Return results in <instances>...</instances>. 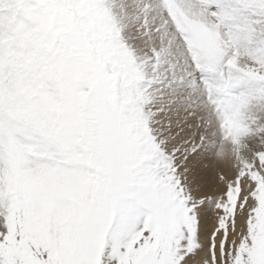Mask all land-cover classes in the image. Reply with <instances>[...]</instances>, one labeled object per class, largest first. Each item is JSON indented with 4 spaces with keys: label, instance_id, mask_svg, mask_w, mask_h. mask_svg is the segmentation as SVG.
<instances>
[{
    "label": "snow or ice",
    "instance_id": "1",
    "mask_svg": "<svg viewBox=\"0 0 264 264\" xmlns=\"http://www.w3.org/2000/svg\"><path fill=\"white\" fill-rule=\"evenodd\" d=\"M0 264H264V0H0Z\"/></svg>",
    "mask_w": 264,
    "mask_h": 264
},
{
    "label": "bare ground",
    "instance_id": "2",
    "mask_svg": "<svg viewBox=\"0 0 264 264\" xmlns=\"http://www.w3.org/2000/svg\"><path fill=\"white\" fill-rule=\"evenodd\" d=\"M221 147H222L221 150L222 152L217 155L216 159L220 165L227 166L232 162L233 154L227 151L229 147L225 143H223ZM213 179H214V172L212 171V181Z\"/></svg>",
    "mask_w": 264,
    "mask_h": 264
},
{
    "label": "rangeland",
    "instance_id": "3",
    "mask_svg": "<svg viewBox=\"0 0 264 264\" xmlns=\"http://www.w3.org/2000/svg\"><path fill=\"white\" fill-rule=\"evenodd\" d=\"M229 148L227 149V151H229L230 153H232V146L230 143L228 142H224ZM222 147L221 145L218 146V149H217V152L218 154H220L222 151ZM233 154V153H232ZM202 179L208 181V182H211L212 181V170L210 169L205 175L204 177H202ZM187 183H189V185L191 186V184L193 183V180H192V177L189 176L188 177V181H186ZM198 182V181H197Z\"/></svg>",
    "mask_w": 264,
    "mask_h": 264
}]
</instances>
